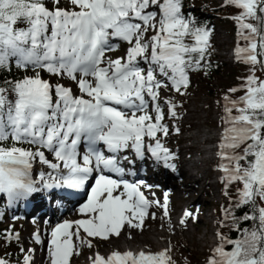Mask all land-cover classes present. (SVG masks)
Listing matches in <instances>:
<instances>
[{
    "label": "snow or ice",
    "instance_id": "snow-or-ice-1",
    "mask_svg": "<svg viewBox=\"0 0 264 264\" xmlns=\"http://www.w3.org/2000/svg\"><path fill=\"white\" fill-rule=\"evenodd\" d=\"M60 2L53 0L55 7L49 8L46 0H0V68L15 58L21 67L66 75L83 94L75 96L63 85L53 87L39 73L6 82L10 88L0 87V142L11 138L37 148L0 143V193L15 201L38 192V182L29 172L37 157L58 173L49 180L40 175L44 188L83 189L97 174L91 195L79 208L85 218L63 222L51 232V264H70L71 257L79 254L74 237L92 247L81 230L86 237L107 240L119 236L125 224L143 227L150 201L140 191L141 182L113 179L106 173L123 177L120 154L129 150L140 159L147 150L165 167L174 168L169 161L175 154L157 138L169 133L163 123L160 90L170 88L184 95L190 70L210 66L206 54L211 29L186 17L182 0H70L72 9L59 7ZM226 5L241 10L234 19L247 46L237 48L236 54L253 65V74L240 89L229 90H243V96L224 97L226 127L219 145V167L226 188L242 185L237 188L235 206L249 208L242 217L225 209V218L251 221L252 226L237 224L235 239L218 233L220 243L208 264H264V79L255 75L256 65L264 69V0H226ZM117 39L130 45L126 56L105 59V53L117 47L112 43ZM168 110L174 119L179 118L175 103L168 102ZM145 138L155 143L146 144ZM81 144L86 149L83 153ZM244 144L243 152H237ZM39 149L54 153L58 163L49 162ZM36 239L39 242V236ZM90 259L92 264H175L168 250L156 254L115 251L107 257L97 252ZM0 264L10 262L0 258ZM25 264H31L28 255Z\"/></svg>",
    "mask_w": 264,
    "mask_h": 264
},
{
    "label": "rangeland",
    "instance_id": "rangeland-1",
    "mask_svg": "<svg viewBox=\"0 0 264 264\" xmlns=\"http://www.w3.org/2000/svg\"><path fill=\"white\" fill-rule=\"evenodd\" d=\"M194 5H198L199 3L202 2H207L208 5H212L213 7H219L225 0H192ZM201 1V2H200ZM198 2V3H197ZM47 6L49 8L55 7L53 0H47ZM59 7L61 8H68L72 9L73 6L70 5V2L68 0H61ZM217 27H221L218 24L213 26V30L215 31ZM221 30L223 31L222 34H220L217 39L214 36V42L215 45H217V49L221 51H226L227 45L231 44V38L230 36H225L226 33L228 34L227 31L231 32L232 30L226 29L221 27ZM153 33L150 31L148 33L149 36H151ZM229 35V34H228ZM113 44H116L117 47L112 50L108 51L106 53L105 59L111 58L113 60L120 58V57H125L127 53V49L130 47L129 44H123L120 42H114ZM234 46V45H233ZM232 46V47H233ZM227 55V54H226ZM143 67H147V65H142ZM232 66V65H231ZM231 66H226L227 69H230ZM25 68V67H24ZM26 69L31 70H40L42 71L43 69L40 68H32L28 67ZM45 71V70H43ZM46 73H48L46 71ZM44 74V73H43ZM40 78L44 81H47L51 85L56 86V85H63L66 88L71 89L73 95L75 96H81L83 95L77 85V82L67 78L65 75L63 76H57L53 75L51 73H48L46 76L40 75ZM189 94L187 95L185 101H186V113L184 114L182 121H181V128L182 132L178 136H163V134H158V139H160L161 143L163 146L167 149H169L172 153L175 154V158L169 161L170 165H174V168H168L165 167L163 160L161 162L156 163V159L149 158V162L147 160L144 161V164L149 163V165L152 166V168L148 167L146 169V172L148 174H151L152 176L155 175V178H162L163 175L166 176V179L168 182L172 181L176 177V173L178 169H180L183 165L184 160H187V156L191 157L192 159L197 160L199 158L198 155H196V148L201 147L199 143H194L192 140H188L187 136L194 134L196 132V129L199 127L200 130H210L214 133H224V129L226 125L224 124V121L222 117L226 115L225 113V100L224 97L220 99H216L213 96H209L206 93V89L202 84H199L197 81H195V78L193 77L192 73L189 72ZM220 82L219 78H216V80L213 82L214 84V89L212 90L213 93H217V83ZM174 93V90H171L170 88H162L160 90V104L161 107L163 108L164 113H166L167 110V104L170 101V97ZM87 98V97H85ZM194 108L195 111L190 112V109ZM149 112L151 115L155 116V112L152 111L151 107L149 108ZM190 113V114H189ZM189 114V116L193 117L190 120H186L185 116ZM204 123V125L202 124ZM173 124V122L170 123V125ZM169 125V126H170ZM191 133V134H190ZM145 143L146 144H154L155 141L148 140L145 138ZM192 146V149H188L187 151L186 148L188 146ZM33 146V145H32ZM37 149L35 146H33V149ZM191 150V151H190ZM46 159L51 162V163H58V161L53 157V153H48L44 152ZM186 154V157L184 158L183 156ZM193 155V156H192ZM144 156L146 154L144 153ZM147 159V158H146ZM128 160L131 161V163H134L133 157H128ZM155 160V161H154ZM40 164V165H39ZM147 166V165H146ZM32 167L35 169V172H37L36 176L37 178L40 177L41 174L44 173H49L53 171L51 167H49L48 164L41 163L39 158L37 157L35 160L32 162ZM146 168V167H145ZM162 168H167L166 170ZM40 173V174H39ZM164 173V174H163ZM210 173L207 174L206 182L211 183V178H210ZM224 173L219 170L218 175L216 176V181L217 185H211L208 187V193L209 196H201V199L203 201H208L207 206L204 207L203 211L199 212L196 210H191L190 207L192 206L190 203V199L188 198H183V199H178L180 200L179 202L176 203V201L173 200L178 206L175 210V220L181 221L184 220V223H181L182 228L187 227L190 225V216L187 217H182L185 212L183 211L184 208H186V212L189 213L191 210L192 213V219H195V217L199 216L201 218L199 225H195L198 229L197 233L194 234L193 237L189 238H183L179 236L176 239V242L173 243V245L169 246V256H171L172 260L175 262V264H185L189 256L185 253H180L178 251V246H183L188 250H191L196 256L195 262L192 264H202L206 263L208 264V260L210 256L214 253L216 247L220 243L218 234H217V226H218V217L215 214L216 207L219 206L220 204V197H219V181H222L224 179ZM209 176V177H208ZM154 177L152 179H149L146 181L145 185L146 186H151L153 184L154 188L148 187V190L145 191L144 195L146 198L151 202L153 200L158 201L162 203V196L160 194L164 191V185L161 183H158V181L154 180ZM178 182V180H173V183ZM203 185V184H202ZM202 188V186H201ZM154 191L157 193L154 198ZM152 195V196H151ZM194 195L193 193L191 194ZM161 198H160V197ZM185 199V200H184ZM187 202V203H186ZM209 203V204H208ZM188 204V205H187ZM160 205V204H159ZM169 206V204H168ZM163 205L161 204V208ZM5 208V206H4ZM195 209V208H194ZM180 210V211H179ZM207 215V216H206ZM204 218H203V217ZM206 216V217H205ZM182 217V220H181ZM0 219H2L3 223L5 224H12L15 229V234L11 238H9L5 243H0V258H3L4 252L6 251L7 248H15L21 249L23 248L24 251H21V259L20 260H14V261H9L10 264H25V256L28 255L31 257V264H45L47 261L46 254L44 248L40 245V242H37L34 239V236L38 234L39 232H42L44 227L43 223L40 222L43 220V216L39 218V220L35 223H31L30 220L24 219V218H18L11 216L10 214L7 213V211L3 210ZM205 223H204V222ZM155 224V221L153 219V210L152 206L150 204L148 210H147V215L144 217L143 220V227L142 228H133L132 232L129 229H124L125 236H130L131 233L140 236L142 233L146 231V229H153ZM186 224V225H185ZM151 226V227H150ZM128 228V225H127ZM207 229V230H206ZM134 231V232H133ZM190 231H193V227H190ZM207 232V238L211 243L215 245L214 250H211L209 244L205 248L203 244L200 245L198 243L199 238L203 236L205 232ZM18 235V239H17ZM81 236L86 238L87 240H90L92 247L89 248L86 244L81 245L79 241L73 238V242L76 245V248L79 251V254L76 255L74 254L71 259H70V264H91L92 259L94 256L92 254L95 252H98V249L96 248L98 245H100L101 241L103 239L99 238H91V237H86L85 234L81 233ZM122 243V241H120ZM130 245H127V247H131V249L134 250V248H140L143 250L142 247L137 246L135 243H129ZM204 247V248H203ZM31 249L33 250L31 254L28 252V250ZM46 249V247H45ZM47 252V251H46ZM102 252V251H100ZM107 252V251H105ZM99 253V252H98ZM95 255V254H94ZM86 257V258H85Z\"/></svg>",
    "mask_w": 264,
    "mask_h": 264
},
{
    "label": "bare ground",
    "instance_id": "bare-ground-1",
    "mask_svg": "<svg viewBox=\"0 0 264 264\" xmlns=\"http://www.w3.org/2000/svg\"><path fill=\"white\" fill-rule=\"evenodd\" d=\"M227 32L229 35L226 33L225 36L227 37L230 36L229 38H231L230 41L231 44L227 45L226 51H221V48L220 50H218L219 48L217 49V45H215L214 36L217 39V37L223 33L221 27H217V29L214 31L213 34L214 46L210 49V53L212 57H215L216 59L222 61L226 66L229 67L233 64L236 57L235 49L233 46L235 32L234 31L231 32L227 31ZM192 111H195V109L194 108L190 109V112ZM189 114L185 116L186 120H190L193 118L192 116L190 117ZM202 124L204 125V123ZM187 139L192 140V142L194 141V143H199V145H201V147L196 148V155H198L199 158L195 160L189 156L186 157V154L183 156L184 158L186 157L187 160H184L182 167L178 169L176 173L175 176L176 178L173 179V180H178V182L176 183H173V180L168 182L165 175H163L162 178H155V175L152 176L151 174H148L146 172V169L148 167L152 168V166L149 165V163H146L147 165L146 166L144 164V161L147 160V162H149L148 160L151 157L144 156L143 159L137 158L135 165L138 169H141L143 171L146 179L149 180L152 179V177H154L155 178L154 180L164 185V191L160 194V196H162L163 198L162 203L159 202V200L158 201L153 200L150 202L153 210V219L155 221L154 227L153 229H149V228L146 229V231L142 233L140 236L131 233V237H130V236H125L127 234H125L126 231L124 232V229L126 230L129 229L132 232L133 228L129 226L127 228V224H125L119 236H111L109 239L101 241L100 245L96 247L97 249L100 247L98 249L99 254H101L104 257H107L115 251H119L120 253H126L128 251H131L133 252V254H138L139 252L143 251L146 254L148 253L156 254L161 251L168 250V255H169L170 252L169 246L173 245V243L176 242V239L179 236L183 238H189L190 236L193 237L194 234L197 233L198 229L195 225H199L201 218L197 216L195 217V219H192L191 210L197 209L198 213L203 211L204 207L207 206L208 201L205 200L203 201V199H201V196L202 197L209 196L208 187L214 184L217 185V181L215 178L218 175V171L220 170L219 167L220 157L218 155V152H219V145L222 139V133L221 134L214 133L209 129L200 130L198 127L194 134L187 136ZM192 148L193 145L192 146L190 145L186 148L185 151ZM128 154L130 155V152H128ZM157 162H161V161L156 160V163ZM168 168L172 169V167H168ZM162 169L166 170L167 168H162ZM209 172H211L210 173L211 183L206 182L207 174ZM51 173L58 175V173H55L54 171H52ZM151 187L154 188L153 184H151L150 188ZM192 193L194 195H192L191 197ZM156 194L157 193L154 191V198ZM188 197L192 205L190 207L191 210L189 212L191 213V215H189L191 221L189 226L182 228L180 221L175 220L176 218L175 210L178 206L176 203L180 201L178 199H183ZM173 200L176 201V203L173 202ZM161 204L163 205L162 208H161ZM19 214L23 215V213H19ZM48 214L53 215L54 217L55 216L65 217V218L68 217L67 216L68 211L61 210L60 208H54V209L50 208L48 210ZM190 227L191 228L193 227L192 232L190 231ZM37 236L39 235L38 234L35 235L34 238L35 240H37L36 239ZM120 241H122V243H120ZM129 243H135L137 246L142 247L143 250H141L140 248H134V250L131 249V247L128 248L127 245H130ZM198 243H200V245L203 244L205 248L209 244L208 247H210L211 250H214L215 248V245L211 243L207 238V232H205L203 236L199 238ZM95 252L92 254V256H94ZM29 254H31V252ZM202 264H206V263H202Z\"/></svg>",
    "mask_w": 264,
    "mask_h": 264
},
{
    "label": "trees",
    "instance_id": "trees-1",
    "mask_svg": "<svg viewBox=\"0 0 264 264\" xmlns=\"http://www.w3.org/2000/svg\"><path fill=\"white\" fill-rule=\"evenodd\" d=\"M240 11L241 10L235 7L227 6L226 3L224 5H220L219 7H213L212 5H208L205 1L199 3L198 5H194L192 0H182V13L186 17H194L199 24L205 25L211 29L210 47H212L214 44L212 39V31L213 26L216 24L235 32V46L237 48H243L247 46V41L244 40L239 34L238 22L236 19H234V17H236ZM186 42L190 43L191 41L186 40ZM206 61L210 66H205L200 70H190V73H192L195 81L205 87L206 93L209 96L220 99L227 95L233 99H239V97L244 95L243 90H238L236 92H230L229 90L241 88L245 78L253 74L251 71L253 65L247 64L242 59L237 58L234 60V63L230 69H227L226 65L222 61L214 59L210 55L209 51L208 54H206ZM255 69V75L264 79V70L261 69L259 65H256ZM37 73L42 76H46L48 74L43 70L30 71L29 69L19 66V64L16 63L15 58H11L10 64H6L3 68H0V87L10 88L11 83L6 82H15L23 80L26 77H34ZM216 78H219L220 82L217 83V93L214 94L212 90L215 88L213 82L216 80ZM189 89L190 86L187 88L184 95H180L174 91V95L170 97L169 102L175 103L177 105V113L179 118L174 119L170 115L167 104V110L166 113H164L165 119L163 123L169 126L170 123L173 122V124L169 126V133L167 135L168 137L178 136L182 132L181 121L184 114L186 113L185 99L189 94ZM8 96L9 99H15V95L12 92H9ZM236 114L237 113L234 111L233 115ZM176 129H178V131H176ZM0 143L6 147L19 146L32 151L37 150L35 148L33 149V146L29 144H17V142L11 138ZM244 147H246V144L241 145L237 152H243ZM249 159H251V157ZM241 163L243 164L244 162L241 161ZM238 187H242V185L236 183L229 185L226 188L225 181L223 180L219 185L220 204L215 210V214L218 217L217 234L222 233L225 237L232 239H235L238 235L236 228L237 224H239L240 228L252 226L251 221H237L232 217H228L227 219L225 218V209H230L236 217H242L245 212L249 210L248 206H242L239 208L235 206V202L238 199ZM226 191L227 195H225ZM2 212L3 209L0 206V216ZM15 233L16 232L12 224H5L3 223L2 219H0V243H5L7 241L5 240V236H9L11 238ZM177 248L180 253L186 252V254L189 256V259L185 264H192L195 262L196 255L191 250H188L183 246H178ZM226 248L230 249L231 246L226 245ZM21 254L22 252L19 249L7 248L4 252L3 258L9 261L20 260Z\"/></svg>",
    "mask_w": 264,
    "mask_h": 264
}]
</instances>
